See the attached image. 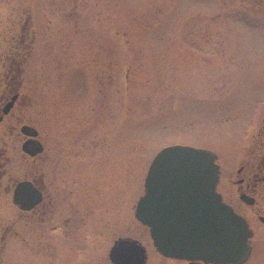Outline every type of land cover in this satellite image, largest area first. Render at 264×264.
Masks as SVG:
<instances>
[{"label":"rangeland","instance_id":"1","mask_svg":"<svg viewBox=\"0 0 264 264\" xmlns=\"http://www.w3.org/2000/svg\"><path fill=\"white\" fill-rule=\"evenodd\" d=\"M35 1L36 43L23 62L26 96L16 113L42 140L53 118L126 142V155L124 147L111 155L122 161L115 173L122 183L124 164L131 169L134 206L164 146L225 156L264 113V1ZM252 227V250L240 264H264V224L252 221ZM131 233L146 246L147 264H161L135 218ZM110 246L111 236L85 243L82 264H111ZM14 250L9 238L5 264H13ZM50 260L81 262L65 253Z\"/></svg>","mask_w":264,"mask_h":264},{"label":"flooded vegetation","instance_id":"2","mask_svg":"<svg viewBox=\"0 0 264 264\" xmlns=\"http://www.w3.org/2000/svg\"><path fill=\"white\" fill-rule=\"evenodd\" d=\"M35 8V0H0V264H5L9 238L14 242L13 264H50L54 253L74 254L82 264L85 243L103 237L111 236V246L126 237L144 245L131 231L135 218L149 232L135 217L145 178L134 206L131 169L124 164L122 183L115 176L122 161L111 155L117 147H124L126 155V142L118 145L99 138L95 127L75 128L53 118L42 140L39 129L16 113L26 96L23 62L36 43ZM24 126L36 135L26 134ZM26 141L29 151L23 149ZM232 147L225 156L213 149L219 164L216 191L248 223L252 245V221L264 224V113ZM110 163L113 171L105 169ZM155 252L161 264H189Z\"/></svg>","mask_w":264,"mask_h":264},{"label":"water","instance_id":"3","mask_svg":"<svg viewBox=\"0 0 264 264\" xmlns=\"http://www.w3.org/2000/svg\"><path fill=\"white\" fill-rule=\"evenodd\" d=\"M23 131L36 135L28 126ZM29 144H23L25 151ZM216 159L210 149L183 144L165 146L152 159L135 217L148 226L159 253L189 264H240L248 258L253 232L216 191ZM146 258L145 247L130 237L118 238L109 251L112 264H145Z\"/></svg>","mask_w":264,"mask_h":264}]
</instances>
